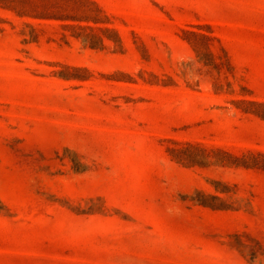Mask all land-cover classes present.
I'll list each match as a JSON object with an SVG mask.
<instances>
[{
    "label": "rangeland",
    "instance_id": "obj_1",
    "mask_svg": "<svg viewBox=\"0 0 264 264\" xmlns=\"http://www.w3.org/2000/svg\"><path fill=\"white\" fill-rule=\"evenodd\" d=\"M0 264H264V0H0Z\"/></svg>",
    "mask_w": 264,
    "mask_h": 264
}]
</instances>
